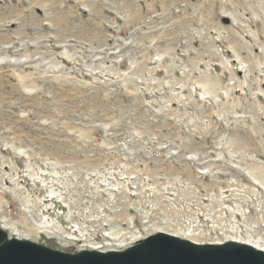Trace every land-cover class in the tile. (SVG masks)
I'll return each instance as SVG.
<instances>
[{"label": "rangeland", "instance_id": "obj_1", "mask_svg": "<svg viewBox=\"0 0 264 264\" xmlns=\"http://www.w3.org/2000/svg\"><path fill=\"white\" fill-rule=\"evenodd\" d=\"M4 224L264 240V0H0Z\"/></svg>", "mask_w": 264, "mask_h": 264}, {"label": "water", "instance_id": "obj_2", "mask_svg": "<svg viewBox=\"0 0 264 264\" xmlns=\"http://www.w3.org/2000/svg\"><path fill=\"white\" fill-rule=\"evenodd\" d=\"M0 264H264V250L234 241L201 244L158 232L125 250L71 253L8 238L0 229Z\"/></svg>", "mask_w": 264, "mask_h": 264}, {"label": "bare ground", "instance_id": "obj_3", "mask_svg": "<svg viewBox=\"0 0 264 264\" xmlns=\"http://www.w3.org/2000/svg\"><path fill=\"white\" fill-rule=\"evenodd\" d=\"M3 221H5V220H3ZM48 224V223H47ZM50 224V223H49ZM4 227V229H6V230H9V229H13V230H17L16 229V227L15 226H13V225H3ZM155 227V226H154ZM9 228V229H8ZM156 228V227H155ZM153 229V232H155V233H148V234H146L145 236L142 234V236L141 237H139V236H136V235H138V234H136L133 238L135 239V240H133V241H131V242H128V241H126V240H121V244L122 243H124V244H122V246L121 247H123V248H130L131 246H134V244H136V243H138V241L140 242V240L142 241V239L144 240L145 238H147L148 236H150V235H152V234H156V233H158V232H165V233H168V234H172V235H175L176 237H178V238H181V239H184V240H190V241H193V242H197V243H201V241L200 242H198L197 240H196V238H194V237H196L194 234H190V235H188V236H184V234L183 235H181L180 234V232L179 231H176V230H173L174 232H169V230L167 229V228H165V227H162V229H160V228H156V229ZM167 229V230H166ZM172 231V230H171ZM15 232V231H14ZM192 232V231H191ZM187 234V233H186ZM148 235V236H147ZM192 235H194V236H192ZM201 235V234H200ZM204 236V235H203ZM30 238V237H29ZM120 240V239H119ZM231 241H234V242H240V243H245V244H250V245H252V246H254V247H256V248H259V249H262V250H264V240L261 238V237H256L255 239H252V237H251V239H249V240H247V241H240V240H238V239H236V238H227L225 241L223 240V241H217V242H208V243H214V244H222V243H224V242H231ZM201 244H203V243H201ZM205 244V243H204ZM92 250H94V249H92ZM120 250V249H119ZM105 251H109V250H105Z\"/></svg>", "mask_w": 264, "mask_h": 264}, {"label": "built area", "instance_id": "obj_4", "mask_svg": "<svg viewBox=\"0 0 264 264\" xmlns=\"http://www.w3.org/2000/svg\"><path fill=\"white\" fill-rule=\"evenodd\" d=\"M108 235H110V234H108ZM105 236H106V234H105ZM133 237V236H132ZM115 246H116V248H123V247H120L119 245H118V243H113ZM91 245H95V246H97L99 249H101L102 247H104V246H108V245H112V244H108V243H93V244H91Z\"/></svg>", "mask_w": 264, "mask_h": 264}]
</instances>
